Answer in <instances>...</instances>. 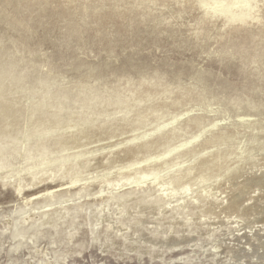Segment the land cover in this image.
Masks as SVG:
<instances>
[{
    "label": "rangeland",
    "instance_id": "rangeland-1",
    "mask_svg": "<svg viewBox=\"0 0 264 264\" xmlns=\"http://www.w3.org/2000/svg\"><path fill=\"white\" fill-rule=\"evenodd\" d=\"M260 179L264 0H0V264H264Z\"/></svg>",
    "mask_w": 264,
    "mask_h": 264
},
{
    "label": "bare ground",
    "instance_id": "bare-ground-1",
    "mask_svg": "<svg viewBox=\"0 0 264 264\" xmlns=\"http://www.w3.org/2000/svg\"><path fill=\"white\" fill-rule=\"evenodd\" d=\"M70 130H71V129H70ZM189 142H190V140H189ZM187 143H188V141L181 142V143H179V144H175V145H173L172 147H170V148L167 150V153H172V152H174V151L180 149L182 146H185V144H187ZM154 175H155V174H154ZM158 176H159V175H158ZM188 176H189V174H188ZM155 180H157V178H156V179L154 178V181H155ZM260 180H261V181H260ZM260 180L257 181V182H262V181H264V179H260ZM154 181H153V182H154ZM158 185H159V187H160L159 189H160L161 191H164V190L166 189V187H169L170 184H168V182H166V181L160 180V181L158 182ZM170 188H172V187H170ZM174 189H176V190L171 191L170 189H168V190H170V192L165 191V192H164L165 196H166V197H169V196L175 195L176 193H174V192L179 191V189L182 190L183 188L181 187V188H179V189H177V188H174ZM168 199H170V198H168ZM168 199H167V200H168ZM171 241L173 242L172 244H174L175 241L177 242V240H175V239H172Z\"/></svg>",
    "mask_w": 264,
    "mask_h": 264
}]
</instances>
